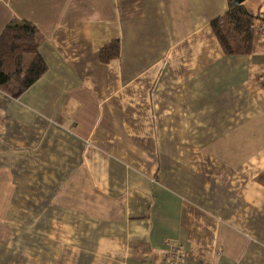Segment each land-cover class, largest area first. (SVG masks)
Segmentation results:
<instances>
[{
    "label": "crops",
    "instance_id": "1",
    "mask_svg": "<svg viewBox=\"0 0 264 264\" xmlns=\"http://www.w3.org/2000/svg\"><path fill=\"white\" fill-rule=\"evenodd\" d=\"M264 16V0H245ZM229 0H0L47 71L0 88V264H264V28ZM118 41L109 63L102 48Z\"/></svg>",
    "mask_w": 264,
    "mask_h": 264
},
{
    "label": "trees",
    "instance_id": "2",
    "mask_svg": "<svg viewBox=\"0 0 264 264\" xmlns=\"http://www.w3.org/2000/svg\"><path fill=\"white\" fill-rule=\"evenodd\" d=\"M228 12L211 24L226 55H248L253 48L258 21L264 28V16L252 14L243 4L229 0ZM38 30L25 21H13L0 36V88L14 97L28 90L46 71L47 65L39 54ZM120 55V45L114 41L102 48L100 59L109 63ZM28 57L31 61L26 66Z\"/></svg>",
    "mask_w": 264,
    "mask_h": 264
},
{
    "label": "built area",
    "instance_id": "3",
    "mask_svg": "<svg viewBox=\"0 0 264 264\" xmlns=\"http://www.w3.org/2000/svg\"><path fill=\"white\" fill-rule=\"evenodd\" d=\"M185 255L179 246H173L168 251L166 264H185Z\"/></svg>",
    "mask_w": 264,
    "mask_h": 264
},
{
    "label": "water",
    "instance_id": "4",
    "mask_svg": "<svg viewBox=\"0 0 264 264\" xmlns=\"http://www.w3.org/2000/svg\"><path fill=\"white\" fill-rule=\"evenodd\" d=\"M245 0H234V3L237 5L244 4Z\"/></svg>",
    "mask_w": 264,
    "mask_h": 264
},
{
    "label": "rangeland",
    "instance_id": "5",
    "mask_svg": "<svg viewBox=\"0 0 264 264\" xmlns=\"http://www.w3.org/2000/svg\"><path fill=\"white\" fill-rule=\"evenodd\" d=\"M30 61H31V57H28V58L26 59L25 65L27 66V65L29 64Z\"/></svg>",
    "mask_w": 264,
    "mask_h": 264
}]
</instances>
